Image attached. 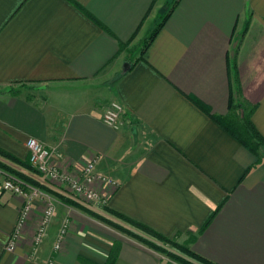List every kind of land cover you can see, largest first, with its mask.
<instances>
[{"label": "crops", "instance_id": "crops-1", "mask_svg": "<svg viewBox=\"0 0 264 264\" xmlns=\"http://www.w3.org/2000/svg\"><path fill=\"white\" fill-rule=\"evenodd\" d=\"M167 3L0 0V150L15 162L0 161L42 194L10 252L24 198L0 193V264H176L124 234L107 238L106 224L18 164L30 163V137L61 170L97 159L119 184L95 186L110 210L215 263L264 264V156L216 120L231 102L254 105L264 138V0H175L143 50ZM23 84L42 86L12 89ZM112 100L129 122L118 130L103 122ZM46 198L56 214L36 246Z\"/></svg>", "mask_w": 264, "mask_h": 264}, {"label": "built area", "instance_id": "built-area-1", "mask_svg": "<svg viewBox=\"0 0 264 264\" xmlns=\"http://www.w3.org/2000/svg\"><path fill=\"white\" fill-rule=\"evenodd\" d=\"M103 122L113 129H120L129 123L125 118V108L118 101H112L105 108ZM26 146L30 152V164L39 172L46 185L58 193L70 198L73 202L88 208L94 212L105 208L108 205L109 196L107 192L98 189L97 184L118 187V183L107 175L96 171L97 159L89 162L85 166L74 171H65L59 168L53 157V150L46 148L38 139L30 137L26 141ZM24 184L11 176H5L0 172V193L11 192L14 195L22 196L24 204L21 209V216L14 233L11 235L6 245V250L13 252L21 237L23 226L33 209L37 198L41 197V191L36 188H25ZM43 215L40 225L33 236L34 245L38 246L47 231L56 213V205L52 199L46 198L44 201ZM67 232L65 223L60 230L55 249H59L61 242Z\"/></svg>", "mask_w": 264, "mask_h": 264}, {"label": "trees", "instance_id": "trees-1", "mask_svg": "<svg viewBox=\"0 0 264 264\" xmlns=\"http://www.w3.org/2000/svg\"><path fill=\"white\" fill-rule=\"evenodd\" d=\"M174 6L166 13V15L161 18L158 23L155 25L153 30L149 33V35L145 38L143 50H145L148 45L152 42V40L156 37L158 32L163 28L168 16L173 11ZM255 106L246 103L244 104H234L231 102L230 112L225 117L217 118L216 120L233 136L235 137L244 147L253 152L258 158L264 156V138L258 132L255 125L252 122V115L254 113ZM0 156L14 161L15 159L11 157L6 152L0 150ZM23 167L37 173L36 170L30 165V163L19 162ZM0 168H4L11 173L18 175L12 167L0 161ZM22 178V175H20ZM26 180V178L24 177ZM29 182V181H28ZM31 182V181H30ZM32 183V182H31ZM107 213L118 219L120 222H117L113 219L107 218L104 215H101L97 212H94L88 208L86 210L96 217L97 219L103 221L107 225L114 227L130 235L131 237L137 239L138 241L144 243L149 248L155 250L156 252H160L167 257H169L172 261L179 264H218L215 263L195 251L191 249L188 244L179 243L172 238H168L150 227L139 223L119 212L110 210L107 206L105 207ZM122 222V223H121ZM127 225H130L139 231L145 233L151 238L144 237L131 229H129Z\"/></svg>", "mask_w": 264, "mask_h": 264}, {"label": "rangeland", "instance_id": "rangeland-1", "mask_svg": "<svg viewBox=\"0 0 264 264\" xmlns=\"http://www.w3.org/2000/svg\"><path fill=\"white\" fill-rule=\"evenodd\" d=\"M174 2H175V0H168V3L163 7V9H162V12H161V14H160V18H163L165 15H166V13L171 9V7H172V5L174 4ZM41 86H42V84H23V85H17V86H13L12 87V89H16L17 91H20V92H26V93H29V94H32V95H34V94H37L38 92H40V90H41ZM112 101H114V100H112ZM112 101H110V102H112ZM109 102V103H110ZM109 103L107 104V106L109 105ZM1 160H3L4 162H6V163H8V164H10V165H13L11 162H9L8 160H6V159H4V158H0ZM34 169V168H33ZM35 170V169H34ZM65 171H67V170H65ZM69 171V170H68ZM0 172H3V173H5V174H8V176H12L13 178H15V177H19L18 175H16V174H14V173H11V171H8V170H6V169H4V168H0ZM16 179V178H15ZM25 188H28V187H31V185H26V184H24L23 185ZM97 186H99V187H101L99 184L97 185ZM102 186H104V185H102ZM99 187H97V188H99ZM40 191V190H39ZM97 213H99V214H101V215H104V216H106L107 218H110V219H113V220H115V221H117V222H120L118 219H116L115 217H113L112 215H110L109 213H107V211H106V209L105 208H100V209H98V212ZM56 214V213H55ZM54 217H55V215H54ZM94 217V216H93ZM96 218V217H95ZM99 220V219H98ZM99 221H101V220H99ZM52 222V221H51ZM103 224H106V223H104L103 221H101ZM122 223V222H121ZM51 224V223H50ZM49 224V225H50ZM67 224V223H66ZM126 226L129 228V229H131L132 231H134V232H136V233H138V234H140V235H142V236H144V237H147V238H151V237H149L148 235H146L145 233H143V232H141V231H139L138 229H136V228H134V227H132V226H130V225H127L126 224ZM49 227V226H48ZM48 227H47V229H48ZM105 229H104V231H105V233L107 234V238H109L110 236L111 237H117V235L118 234H124V235H126V236H129L130 238H133V237H131L130 235H127L126 233H123L122 231H120V230H118V229H115L114 227H112V226H110V225H107L106 224V227H104ZM38 229V228H37ZM37 231V230H36ZM67 233V232H66ZM65 233V234H66ZM46 234V233H45ZM134 240H136V241H138L137 239H135V238H133ZM138 242H140V241H138ZM177 242H179V241H177ZM140 243H142V242H140ZM180 243V242H179ZM142 244H144V243H142ZM145 245V244H144ZM147 246V245H146ZM5 248H6V246H5ZM159 254H161L163 257H165V258H167L168 260H170L171 262H173V263H176V262H174V261H172L169 257H167L166 255H164V254H162V253H160V252H158ZM176 264H179V263H176Z\"/></svg>", "mask_w": 264, "mask_h": 264}]
</instances>
